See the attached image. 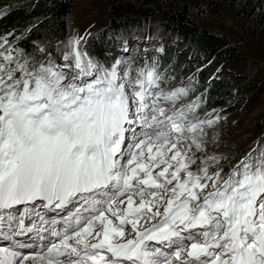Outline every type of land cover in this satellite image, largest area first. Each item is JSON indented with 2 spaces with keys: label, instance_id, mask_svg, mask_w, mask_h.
<instances>
[{
  "label": "snow or ice",
  "instance_id": "obj_1",
  "mask_svg": "<svg viewBox=\"0 0 264 264\" xmlns=\"http://www.w3.org/2000/svg\"><path fill=\"white\" fill-rule=\"evenodd\" d=\"M84 39H69L63 64L30 65L0 37V264H264L259 140L227 173L216 155L194 171L216 120H190L196 104L169 114L161 102L184 88L154 93V69L121 75V60H94ZM74 200L61 230L29 207ZM45 232L41 251H20L32 245L16 237Z\"/></svg>",
  "mask_w": 264,
  "mask_h": 264
},
{
  "label": "trees",
  "instance_id": "obj_2",
  "mask_svg": "<svg viewBox=\"0 0 264 264\" xmlns=\"http://www.w3.org/2000/svg\"><path fill=\"white\" fill-rule=\"evenodd\" d=\"M76 0H0V37L7 36L8 44L14 49L22 50L23 56L27 57L30 65H38L40 62L54 61V56H48V45L62 43L69 34V15ZM111 10L119 12L122 8L130 6L134 12L118 22H110L111 31L98 34L95 38L85 37L81 42V51H85L94 60L102 62L110 67L117 59L122 61L121 73L130 70L133 80L140 69H154L160 77L159 88L165 86L169 92L178 88H184L183 95L174 105L181 107L189 103L198 105L190 113L189 119L194 118V113L202 111L196 120H205L209 110L226 108L223 101L217 95L223 93L226 88L222 87L228 80L222 73L227 68L226 63L221 65V60L226 59L235 65L246 64L250 57L240 44L234 41L233 36L227 33L215 31L214 26L208 20L213 16L216 8L226 7L233 19L252 26L258 34H264V0H110ZM210 15V16H209ZM204 16L206 17V20ZM154 19L159 21V26L167 34L162 36L161 43L155 34L147 35L149 49L145 54L141 52L142 43L135 47L128 36V27L134 23L139 24V19ZM113 27V28H112ZM124 28L119 31V28ZM11 33V35H8ZM158 35V34H157ZM168 37L173 38L170 44ZM119 38V39H118ZM140 40V39H139ZM69 41V40H68ZM0 43H3L0 40ZM161 45L160 54L155 52ZM43 46V48H39ZM45 46V47H44ZM185 46L188 52L193 51L202 54L203 59H213L207 69H199L188 82H177L185 67L184 58L186 53L180 49ZM49 48V46H48ZM128 49L125 55L122 50ZM153 50V52H152ZM192 51V52H193ZM15 56L16 53L13 52ZM199 55V54H198ZM260 79L264 84V62L261 64ZM218 68L219 76L215 81H207L213 71ZM217 71V72H218ZM221 72V73H220ZM195 77V78H194ZM225 78L227 80H225ZM197 79V84H195ZM214 87L220 88L214 93ZM158 88V89H159ZM219 93V94H218ZM258 93L264 94V88ZM164 103V101H162ZM245 102H242L244 105ZM173 105V104H172ZM217 121L218 112H211ZM193 122H195L193 120ZM264 135V133H263Z\"/></svg>",
  "mask_w": 264,
  "mask_h": 264
},
{
  "label": "rangeland",
  "instance_id": "obj_3",
  "mask_svg": "<svg viewBox=\"0 0 264 264\" xmlns=\"http://www.w3.org/2000/svg\"><path fill=\"white\" fill-rule=\"evenodd\" d=\"M29 1L31 2V0H25V2ZM110 7V0H76L68 19V37L62 43L58 42L56 43L57 45H48L49 48L48 46L46 47L49 50L48 56L53 55L55 63L63 64L62 57L67 51V44L70 38L75 36L88 37V40L95 38L102 32L112 30L110 25L112 20L118 22L127 16H131L132 12H134L130 6L122 8L119 12H114ZM226 10V7L216 8L213 16L209 15L208 20L211 19L209 22L214 26L215 31L233 36L234 41L243 47L250 59L245 65L231 64L224 58L218 60H221V65L226 63L227 68L222 75L228 80L225 78L227 80L226 83L220 87L226 88V90L223 93H218L219 95L216 97L225 103L226 108L218 111L217 109L209 110L207 119L214 118L211 112H218L217 116L219 119L213 126H205L207 136L204 139L206 144L203 152L195 153L197 162L191 166L194 171L200 166V158L216 155L226 158L220 161L225 172L251 149L257 147L256 141L259 140L260 146L264 147V94L258 93L259 90L264 88L263 81L260 79V66L264 62V34H258L252 26L233 19L232 15ZM204 17L205 19L203 20H206L207 16ZM139 20V24L134 23L133 27H128V34L122 33V36L127 35L129 41L135 42V47H138L143 41L141 52L145 54L149 49L150 43L147 39L143 40V37L146 38L147 35L155 34L158 42L161 43V37L166 35L167 32L159 26V21L156 18ZM123 29V27L119 28V31L122 32ZM168 41L170 44L174 42L172 37H168ZM138 42L139 44L137 45ZM39 48L41 49L43 46ZM160 49L161 45L159 44L155 50L157 55L160 54ZM193 49L190 48L189 52L185 46L180 49L181 53H186L184 58L186 65L177 82H188L189 78L197 70L207 69L210 63L213 62L212 58L203 59L204 55L202 56V54L193 51ZM122 52L125 55L130 53L128 49H123ZM217 71L218 68L213 71L212 76L206 82L219 79V71ZM195 84H197V79H195ZM220 88L216 89L214 87V93L218 92ZM243 101L245 102L244 105H242ZM201 113V109L194 113L192 121H196ZM134 130L136 135L139 136V125L134 126ZM132 135V131L130 133L126 132V141L129 138L131 139ZM126 146L127 144L124 145L125 148ZM193 151L195 150L193 149ZM214 168L215 165L211 166L210 170ZM32 242L35 244V241Z\"/></svg>",
  "mask_w": 264,
  "mask_h": 264
},
{
  "label": "bare ground",
  "instance_id": "obj_4",
  "mask_svg": "<svg viewBox=\"0 0 264 264\" xmlns=\"http://www.w3.org/2000/svg\"><path fill=\"white\" fill-rule=\"evenodd\" d=\"M45 228H47V227H45ZM35 235H33V237H34ZM32 241H35V242H37V243H35V244H33V242ZM40 242H42V241H40V240H38V239H30V241H29V243L32 245V248H25V249H23V250H21L22 252H25V253H30V252H39V251H41V249H42V245H40ZM44 245V244H43ZM44 250H46V249H44Z\"/></svg>",
  "mask_w": 264,
  "mask_h": 264
}]
</instances>
